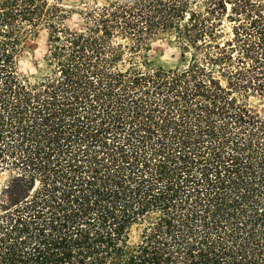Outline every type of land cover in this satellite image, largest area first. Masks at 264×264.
Instances as JSON below:
<instances>
[{
	"label": "trees",
	"instance_id": "16d2710c",
	"mask_svg": "<svg viewBox=\"0 0 264 264\" xmlns=\"http://www.w3.org/2000/svg\"><path fill=\"white\" fill-rule=\"evenodd\" d=\"M255 96L264 0H0V264H264Z\"/></svg>",
	"mask_w": 264,
	"mask_h": 264
},
{
	"label": "rangeland",
	"instance_id": "374dc122",
	"mask_svg": "<svg viewBox=\"0 0 264 264\" xmlns=\"http://www.w3.org/2000/svg\"><path fill=\"white\" fill-rule=\"evenodd\" d=\"M81 1L83 0H67L70 4L80 3ZM67 24L79 29L83 26V21L78 15H74L67 21ZM47 47L48 32L46 29L36 30L30 35L22 59V70L26 74L38 75L39 69L36 67V63L42 61ZM150 58L153 64L170 68L181 62V51L169 37L164 36L154 42ZM249 104L254 111L264 115V97H251ZM8 179L7 175L0 176V188L8 182Z\"/></svg>",
	"mask_w": 264,
	"mask_h": 264
}]
</instances>
